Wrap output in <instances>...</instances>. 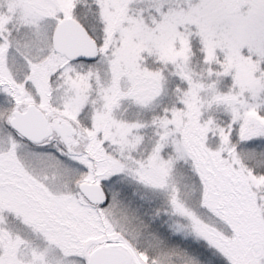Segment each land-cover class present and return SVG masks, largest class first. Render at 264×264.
<instances>
[{
	"label": "snow or ice",
	"instance_id": "1",
	"mask_svg": "<svg viewBox=\"0 0 264 264\" xmlns=\"http://www.w3.org/2000/svg\"><path fill=\"white\" fill-rule=\"evenodd\" d=\"M0 264H264V0H0Z\"/></svg>",
	"mask_w": 264,
	"mask_h": 264
}]
</instances>
